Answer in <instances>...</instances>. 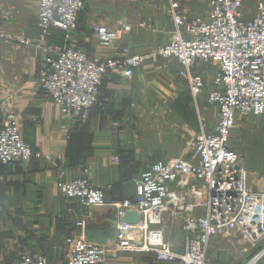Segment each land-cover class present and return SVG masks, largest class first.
Here are the masks:
<instances>
[{"label": "built area", "instance_id": "2783aa9c", "mask_svg": "<svg viewBox=\"0 0 264 264\" xmlns=\"http://www.w3.org/2000/svg\"><path fill=\"white\" fill-rule=\"evenodd\" d=\"M208 4V17L200 18L183 14L179 4L172 2L168 13L174 24L173 36L158 54L185 67L194 99L206 88V77L197 69L207 66L214 70L209 102L221 113L215 130H203L193 139V154L188 159L172 158L151 165L137 183L135 201H108L89 169L75 180L61 179L57 184L61 195L78 201L81 209L110 207L136 212L141 217L143 250L153 253L157 264H209L207 250L216 237L239 235L252 248L264 242V193L250 189L245 171L238 167L241 156L229 146L239 115L264 123V1L257 3L253 17L244 12L242 0H208ZM83 7L84 0H41L38 14L41 36L37 44H46L40 46L44 65L35 84L71 124L89 120L109 72L132 79L147 58L129 48L117 58L102 59L77 48L58 49L49 44L54 30L68 34L77 30ZM93 31L101 46L110 47L132 27L104 22L94 24ZM0 38L12 40L2 32L1 24ZM21 43L33 44L29 40ZM38 157L23 139L16 116L8 115L0 130V164L14 165ZM195 181L201 182L205 191L193 189L191 193L188 188ZM183 191L188 197L193 194L196 203L192 209L203 201L206 213L184 219L185 250L177 252L165 240L163 220L168 212L193 213L187 199H180ZM76 226L84 233L85 221ZM83 233L66 239L64 264H106L108 251L90 243ZM18 264L50 262L46 255L34 253L23 255Z\"/></svg>", "mask_w": 264, "mask_h": 264}, {"label": "crops", "instance_id": "0c3cea01", "mask_svg": "<svg viewBox=\"0 0 264 264\" xmlns=\"http://www.w3.org/2000/svg\"><path fill=\"white\" fill-rule=\"evenodd\" d=\"M40 1L2 0L1 30L11 35L12 40L0 39V128L7 115H16L26 143L40 154V158L14 166L0 165V225L1 219L7 220L12 216L17 225L31 224L39 228L35 230L36 241L39 239L40 242L53 243L60 237L66 241L68 236L82 235V228L77 227L76 222L83 220V234L90 243L104 247L108 252L116 251L114 249L117 245L118 225L121 224L126 231L128 241L137 240L140 218L130 211H117L110 207L81 209L77 205L72 212L70 208L75 203L62 197L57 181L60 180V171L65 172L62 178L68 181L80 176L83 168L88 166L94 170L96 185L105 191L108 201L136 200V184L141 173L158 157L152 151L151 142L150 149L141 148L137 141L133 144L125 135L132 125L133 114L140 112L139 109L131 108L133 103L130 99H136L139 94H143V91H137L141 86L139 81L143 82L144 75L140 71L142 67L133 79L109 74L104 83L100 104L94 108L90 122L84 126L69 125L62 119L60 110L46 101L35 84L38 72L44 65L42 48L21 43L27 38H37L39 32L35 19ZM136 1L84 0L85 7L79 18V32L74 35L72 44L86 48L82 44L83 35L92 32L91 28L96 23L105 22L114 26L128 23L132 27V36L128 41L116 42L109 48L101 46L93 35L97 44L92 43L89 54L102 59L117 58L127 47L137 50L134 46L137 38L134 35L138 30L143 32V39H148L151 34L174 25L172 19L166 16L172 0H150L148 3L140 1L142 4H137ZM179 1L182 5V1L186 0ZM259 1L255 0L253 5L248 0H243L244 11L248 17L255 15ZM142 6H148V14H142ZM180 11L185 13L183 8ZM208 14L209 9L204 17H208ZM4 16L8 18L5 24ZM56 31H62L54 30L57 37L54 44L59 48L65 41L63 44L58 40ZM172 35L173 31L169 41ZM138 52L136 53L145 56ZM139 118L141 117L138 114L136 122L141 125L142 120ZM174 138L176 139V135L166 139V143L159 149L160 154L167 155L161 161L182 156V152L171 156L176 152L172 150L176 148ZM241 160V168L246 173L250 189L255 193H264V158L260 159L253 147L252 151L244 152ZM196 184L193 182L190 185V192L193 189L202 190ZM60 196L65 200L60 199ZM186 199V204L192 208L196 201L191 197ZM172 214L167 216H181L182 220L181 224H169L174 225L171 231L177 234L173 238L169 236L168 224L164 222L166 241L175 251L183 252L186 238L182 226L184 219L190 214ZM128 218L131 220H127ZM262 248L258 253L264 251V247ZM66 252L67 248L64 250ZM3 253L5 248L0 236V264H8Z\"/></svg>", "mask_w": 264, "mask_h": 264}, {"label": "rangeland", "instance_id": "374dc122", "mask_svg": "<svg viewBox=\"0 0 264 264\" xmlns=\"http://www.w3.org/2000/svg\"><path fill=\"white\" fill-rule=\"evenodd\" d=\"M140 1L142 3L144 2L148 3V1L150 0H137L135 3L142 4L140 3ZM248 1L253 5L255 4V0H248ZM260 1H264V0H260ZM171 2L178 3L180 9L183 8L185 13L190 15L189 17L195 16L200 18H207L204 16L207 14L209 9L207 4L208 0H186V1H182V5L179 0H172ZM243 3L245 4V2ZM84 7L80 15L82 14ZM170 9L171 7H169V10ZM169 10L167 11L166 16L168 19H172L169 16L168 13ZM141 12L142 14H148L149 12L148 6H142ZM38 14L35 19V26H37L39 32L37 38L36 39L27 38L24 40H29L33 42V44L31 45H37L39 47L40 46L42 47L46 43L41 42L40 43L41 45L37 44L41 36V30L38 24ZM7 20H8L7 16L6 18L4 16V24L6 23ZM91 29L93 34L92 32H88L83 35L84 38L82 40V44L86 45V48L84 46H78L76 44L75 45L72 44L74 35H76L79 32V23L77 30L69 34L65 32L62 33L56 31L58 32L57 35H59L58 40H61L63 44H64L63 41H65V44L67 42L66 45L64 44L62 47H59L58 49H62L65 47H72L88 53L89 49H92L91 46L92 43L95 42V40L93 39V35H94L93 27ZM171 30L174 31V25L170 26L168 29H162L159 30V32H156L155 34H151V36L148 37V39L142 38L143 32L141 30H138L136 32V35H134L137 38V44L134 46H136V49L142 52L143 54H145V56L147 57L144 65L141 66L142 68L141 67H140L141 69L139 68L144 76L142 78L143 82L139 81L141 86L139 89H137V91L140 90L139 92L141 93L143 91V94L142 95L139 94L136 99L135 98L130 99L131 103H133V106H131V108L139 109L140 112L138 114L139 117H141L139 119L142 120V122L141 125L138 124L136 122V118H138V114L137 115L133 114L132 125H130L129 129L126 130L125 135L128 138V140L132 141L133 144L134 141H137L141 148L144 147L145 149L147 148L150 149L151 147L150 142L152 143L153 145L152 151L156 152L158 157L156 160H154L155 162L154 161L152 162L151 165L160 162L161 159L167 157V155L164 153L160 154L159 149L163 147L162 145H164V143H166V139L170 137L173 138L174 135H176V139L174 138L176 141V148H173L172 150H176V152H174V154H171V156L179 155L182 152L181 157H175V158L188 159L190 157L189 154L190 153L191 155L193 154L191 152L192 148L190 147V143L193 141V139L203 130L206 133H211L212 131H214L217 125L219 124L221 118L219 107L209 102V91L211 90L212 87H214V73L211 72L212 70L207 66H201L199 69H197L201 74H204L206 76V88L203 94L199 98L194 99L193 96L191 95L189 81L187 78V71L185 67L181 66L176 61L168 60L158 54L159 51L163 49V47L169 44L170 42L169 38L171 37V32H172ZM131 32L126 33V35H124L123 38L118 42L125 40L128 41V39L132 36ZM55 37L56 36L54 35L53 37L48 39V43L53 45L54 47H56L54 43L55 40L57 39V37L56 38ZM129 49H131V47ZM137 50L131 49L133 53L138 52ZM135 73H138V70ZM109 74L116 75L115 73L109 72L105 76L98 101L94 105L90 114V118L86 123L71 124L69 121H66L63 118L62 119L72 126H84L87 123H89L92 118V113L94 111V108H97L100 104L104 83ZM9 115H14V114H9ZM7 116L5 117V119L7 118ZM16 118L19 126V119L17 116ZM5 119L2 122V126ZM1 129L2 127L0 128V130ZM19 130H20V126H19ZM229 146L231 149L236 151L240 156H243L245 151L246 152L252 151L254 147L256 148V153L258 157L260 159L264 158V123H262V121L259 118L253 116L244 117L239 115L236 120L235 128L231 133ZM22 162H26V161H22ZM241 162L240 165H238V167H241ZM19 163L21 162H18L14 165H17ZM14 165H8V166H14ZM1 166H5V165H1ZM85 169H89L93 173L94 183L96 185L94 170H92L88 166L83 168L80 176L68 181H72L81 177ZM145 171H143L141 175ZM60 173H61L60 175V180H61L63 179L62 177L64 176L65 172L60 171ZM195 183H197L196 185L199 186L198 188H201L202 191L203 190L205 191L206 188L201 182L195 181ZM136 190H137V184H136ZM185 194L187 193L183 191V194L180 197L182 201H186L185 199L188 197ZM192 196L193 194L190 193L189 197ZM62 197L60 196V199H62L63 201L67 199L65 197H64L65 199ZM67 200H70L75 203L74 206L70 208V211L73 212L74 210L73 208L77 205L79 208H81L79 206L78 201L71 199H67ZM131 201H135V200H131ZM203 205L204 202L201 201V205L197 204L195 209H192L190 207V209L193 210L192 211L193 213H191L190 215L195 217L205 215L206 209ZM132 213H135V215L138 216L141 220V217L136 212H132ZM165 215L167 216L173 214L169 212L168 214ZM165 215L163 220V226H165L164 225L165 223L168 224L170 231L169 236L173 238L177 234L171 231L174 225L169 226V224H178V223L181 224L182 218L181 216H177L173 218L170 216L166 217ZM14 222L15 220L12 218V216H10V218H7V220L1 219V225H0V231L2 233L0 234L1 241L4 244V248H5V253L3 254L6 257L8 264H18L20 258L23 255L34 254V253H42L46 255L49 259L50 264L64 263V257H65L64 250H66L65 248L66 242L63 241L64 239L63 237H60L57 241H54L53 243L44 242V241L40 242L39 239L36 241L35 230L39 228L31 224H24L20 226L15 224ZM118 227L119 228H118V236H117L118 237L117 245L115 246L114 249L116 251L108 252L106 264H157L155 255L151 252H147L143 250V246L145 245L143 244V237L141 235V232H139V237H138L139 239L137 240L133 239L128 241L126 239V234H125L126 231L124 230V228L122 229V225L120 224L118 225ZM182 231H183V226H182ZM165 232L166 231L164 230V234ZM122 234L125 235L124 238L122 237ZM221 238L222 237L213 238L209 244L207 250V259L209 264H264V251L262 253H258L260 248L263 249L262 247H264V245L262 244H264V242L259 245V246L262 245L261 247L257 246L255 248H252L248 243L243 241V239L239 237V235H234L232 237H226L222 239ZM165 240H166V236H165Z\"/></svg>", "mask_w": 264, "mask_h": 264}, {"label": "water", "instance_id": "95a60500", "mask_svg": "<svg viewBox=\"0 0 264 264\" xmlns=\"http://www.w3.org/2000/svg\"><path fill=\"white\" fill-rule=\"evenodd\" d=\"M127 220H131L130 218H128Z\"/></svg>", "mask_w": 264, "mask_h": 264}]
</instances>
